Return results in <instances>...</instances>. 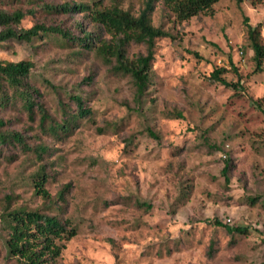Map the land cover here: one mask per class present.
Returning <instances> with one entry per match:
<instances>
[{
    "label": "rangeland",
    "instance_id": "obj_1",
    "mask_svg": "<svg viewBox=\"0 0 264 264\" xmlns=\"http://www.w3.org/2000/svg\"><path fill=\"white\" fill-rule=\"evenodd\" d=\"M90 1L0 0V9L31 11L22 28L43 22L75 37L82 28L104 38L82 14L42 7ZM123 6L136 13L140 0ZM243 17L261 24L264 42V0H220L211 14L180 23L156 4L152 24L169 37L155 42L150 97L156 102L141 111L130 79L111 73L91 51L52 36L0 43V60L33 63L29 82L50 120L73 115L69 131L51 135L40 131L36 109L31 120L18 101L0 106L1 133L14 131L30 149L46 148L38 160L18 144L0 146V215L20 207L70 220L77 235L58 264H264V71H254ZM141 52V45L128 49L129 56ZM229 62L244 93L209 80L214 69L225 68L222 77L235 83ZM70 95L82 98L89 117L74 116ZM171 112L182 118L167 116ZM40 166L48 200L32 187ZM227 219L247 233L231 236L213 224ZM3 236L0 225V264H15L5 256Z\"/></svg>",
    "mask_w": 264,
    "mask_h": 264
},
{
    "label": "trees",
    "instance_id": "obj_2",
    "mask_svg": "<svg viewBox=\"0 0 264 264\" xmlns=\"http://www.w3.org/2000/svg\"><path fill=\"white\" fill-rule=\"evenodd\" d=\"M32 1V0H28ZM132 0H91L89 3L65 2L62 5L42 4L48 13H78L82 14L94 27L102 30L106 37L93 35L91 31L81 28V37H75L69 30L63 29L61 25L34 22L29 28H22V20L31 11H23L18 8L13 11L0 9V43L7 41H18L32 43L35 39L44 36H52L62 41L75 44L84 51H91L107 66L111 73L118 76L128 77L132 84V100L136 110L141 111L147 102L150 106L156 102L151 98L150 89L153 86L155 42L157 39L169 37L161 27L152 24L151 16L156 4H161L177 22H183L201 13L211 14L212 7L220 0H140V6L136 13L129 7L124 8L125 3ZM243 0H237L238 3ZM31 4V3H30ZM81 27L80 23H77ZM243 26L246 28V43L251 53L255 72H262L264 62V42L261 35V24L252 26L248 24L247 18L243 17ZM132 45H141L143 52L129 56L128 49ZM195 58L197 53L190 52ZM231 70L236 75L232 63ZM33 63L30 60L8 62L0 60V106L8 107L11 102H20L22 109L32 120L35 109L39 114L38 127L40 131L55 135L59 132H66L70 129L73 115L65 117L60 122L50 120L43 104L40 101L41 95L38 90L29 82V76ZM227 72L225 68L214 69L209 80L225 88L232 89L237 93H244V89L237 76L235 83L226 81L222 76ZM90 78H88L89 80ZM5 90L7 91L5 93ZM69 100L74 103L75 117L84 118L91 115L89 108L85 107L84 101L78 95H70ZM257 107L258 102L253 101ZM173 118H182L180 113H167ZM2 123L0 122V126ZM147 134L156 139L157 135L147 129ZM7 144H18L26 151L34 153L35 158L41 160L46 152L44 146L30 149L26 146L20 133L0 132V146ZM228 144L220 149L225 158L222 168V175L227 180V172L230 167L228 160ZM44 168L34 173L31 182L36 195L44 199H50L47 190ZM68 186H64L58 193V199L63 200V194ZM139 206L150 209L151 205L145 202H138ZM215 225L224 227L231 236L246 234L247 227H230L225 221L221 223L215 220ZM0 225L3 228V246L5 256L14 260L15 264H58V259L65 249L66 243L77 235V228L68 219H61L55 214H47L40 210H27L24 208L5 209L0 215ZM210 254L213 253L212 247Z\"/></svg>",
    "mask_w": 264,
    "mask_h": 264
},
{
    "label": "built area",
    "instance_id": "obj_3",
    "mask_svg": "<svg viewBox=\"0 0 264 264\" xmlns=\"http://www.w3.org/2000/svg\"><path fill=\"white\" fill-rule=\"evenodd\" d=\"M226 148H227V146H226ZM220 156H221L222 158H225V155H224L223 153H221ZM225 222L229 224L230 220L227 219V220H225Z\"/></svg>",
    "mask_w": 264,
    "mask_h": 264
}]
</instances>
